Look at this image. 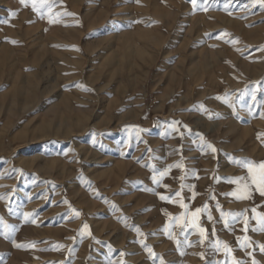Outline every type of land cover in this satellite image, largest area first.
<instances>
[{
  "label": "rangeland",
  "instance_id": "rangeland-1",
  "mask_svg": "<svg viewBox=\"0 0 264 264\" xmlns=\"http://www.w3.org/2000/svg\"><path fill=\"white\" fill-rule=\"evenodd\" d=\"M261 165L264 0H0V264H264Z\"/></svg>",
  "mask_w": 264,
  "mask_h": 264
},
{
  "label": "snow or ice",
  "instance_id": "snow-or-ice-1",
  "mask_svg": "<svg viewBox=\"0 0 264 264\" xmlns=\"http://www.w3.org/2000/svg\"><path fill=\"white\" fill-rule=\"evenodd\" d=\"M26 2H27V0H20V3L21 4H26ZM32 2H33V9H35V7H36V0H32ZM192 3L195 6L196 0H192ZM213 151H215V149H213ZM261 167H264V165H261ZM162 175H163V173H162ZM153 179H155V177ZM161 198L164 199V197H161ZM197 211H199V209ZM85 227H87V226L85 225Z\"/></svg>",
  "mask_w": 264,
  "mask_h": 264
}]
</instances>
